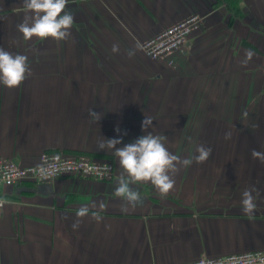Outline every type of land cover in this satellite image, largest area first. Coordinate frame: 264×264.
Listing matches in <instances>:
<instances>
[{
  "label": "crops",
  "instance_id": "obj_1",
  "mask_svg": "<svg viewBox=\"0 0 264 264\" xmlns=\"http://www.w3.org/2000/svg\"><path fill=\"white\" fill-rule=\"evenodd\" d=\"M67 7L68 40L25 41L17 30L23 0H0V47L26 55L31 69L19 87L0 85V156L28 165L44 151L81 155L112 163L115 175L2 186L0 264H179L264 251V163L251 155L264 153V0H69ZM191 14L203 25L174 66L146 55L144 40ZM91 110L101 114L97 122ZM145 116L153 120L147 131L165 135L181 159L198 145L211 154L181 166L164 197L150 183L132 185L142 198L133 207L115 195L123 170L114 150L98 143L134 142L146 134ZM252 188L257 207L246 215L242 192ZM81 207L88 213L78 218Z\"/></svg>",
  "mask_w": 264,
  "mask_h": 264
},
{
  "label": "clouds",
  "instance_id": "obj_2",
  "mask_svg": "<svg viewBox=\"0 0 264 264\" xmlns=\"http://www.w3.org/2000/svg\"><path fill=\"white\" fill-rule=\"evenodd\" d=\"M69 0H23L26 9L22 21L17 24V30L22 34L25 41L33 38L48 39L55 41H66L71 36V28L74 24V15L68 9ZM119 46L113 44L112 52H118ZM250 59L253 53L247 51ZM129 58L135 55L134 50H128ZM31 69L28 57L24 54H13L0 47V85L13 89L19 87L29 76ZM90 117L96 122L101 118L100 113L89 112ZM152 119L145 116L142 122V129L145 135L139 136L134 142L123 147L115 146L121 143L120 139H102L98 143V149L114 150V155L118 158L120 168L123 170L115 188V195L122 198L128 205L135 206L142 198L132 185L138 183H150L161 197L166 196L175 186L174 176L179 172V168L190 166L193 161L196 163L205 162L211 149L204 145L196 147V155L181 159L173 154L165 146L167 137L165 135H154L148 132L152 127ZM119 131V129H117ZM231 133H225V139H230ZM191 140V138H189ZM251 155L254 159H259L264 163V153L253 149ZM256 193V196L253 195ZM259 191L255 188L245 189L242 192V211L246 215L254 213L257 205L256 198ZM3 205H0L2 209ZM127 211V208L122 209ZM88 209L81 207L76 215L82 218L87 215ZM99 220V217H97ZM73 229L79 227V219L73 223ZM207 264H217L214 260H208Z\"/></svg>",
  "mask_w": 264,
  "mask_h": 264
},
{
  "label": "built area",
  "instance_id": "obj_3",
  "mask_svg": "<svg viewBox=\"0 0 264 264\" xmlns=\"http://www.w3.org/2000/svg\"><path fill=\"white\" fill-rule=\"evenodd\" d=\"M203 20L202 15L191 14L147 38L141 43V47L151 59L162 60L168 66H174L175 54L185 50L190 36L202 27ZM67 174L111 180L115 175V168L112 163L56 151H44L37 163L28 165L0 156V189L26 180L43 182ZM4 202L0 197V205H4ZM208 260H214L217 264H264V251L254 249L224 256H203L179 264H207Z\"/></svg>",
  "mask_w": 264,
  "mask_h": 264
}]
</instances>
